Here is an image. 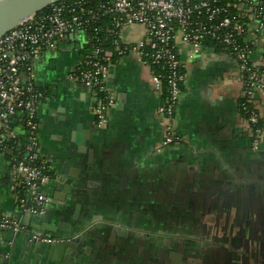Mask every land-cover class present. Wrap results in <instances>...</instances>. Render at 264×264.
<instances>
[{"label": "crops", "instance_id": "0c3cea01", "mask_svg": "<svg viewBox=\"0 0 264 264\" xmlns=\"http://www.w3.org/2000/svg\"><path fill=\"white\" fill-rule=\"evenodd\" d=\"M145 33L144 25L129 24L122 29L121 40L134 43ZM73 35L61 38L34 65L36 85L45 91L37 109V153L49 164V179L43 186L46 210L44 215L23 210L15 172L7 157L0 155V218L17 219L32 232L40 225L37 231L48 235L87 221L93 228L84 234L92 247L76 258V264H129V205L144 213L140 205L159 206L165 199L190 207L208 204L221 195L229 202L245 177L259 180L262 154L252 148L242 117L243 86L233 56L210 46L190 56L189 46H180L185 80L175 124L184 140L163 147L159 109L166 89L155 88L153 69L136 54L110 63L107 82L116 106L101 123L96 114L97 92L73 88L70 83L72 69L90 55L85 35ZM252 59L264 64V33ZM256 102L264 115V92L256 96ZM12 128L18 145H24L21 117ZM222 189L233 192L218 194ZM187 210L205 218L212 211ZM113 226L120 228V234H110ZM9 231H0V252ZM84 231L77 229L75 234ZM111 235L115 241L110 244L107 238ZM17 245L16 249L23 247ZM19 254L10 263L0 259V264L40 260L35 250Z\"/></svg>", "mask_w": 264, "mask_h": 264}, {"label": "built area", "instance_id": "2783aa9c", "mask_svg": "<svg viewBox=\"0 0 264 264\" xmlns=\"http://www.w3.org/2000/svg\"><path fill=\"white\" fill-rule=\"evenodd\" d=\"M47 8L0 38V155L7 157L25 190L19 197L23 210L43 214L48 201L43 186L49 179V166L37 153V108L44 93L36 85L34 65L43 52L55 48L69 34L83 33L89 45L90 55L72 69L71 76L97 92L100 122L104 123L116 106L107 82L113 56L136 54L145 65L163 70H153V83L157 90L166 89L163 111L167 115L166 140L170 141L185 80L180 46L186 44L190 56L210 46L235 58L243 86L242 117L252 132H260L256 125L263 116L256 96L264 92V64L252 59L264 33V4L259 0H107L100 9L112 15L105 32L114 35V49L102 47V30L96 25L99 8L88 6L85 0H62ZM136 23L145 26V37L124 43L122 29ZM92 27L93 32L88 33ZM20 117L26 132L23 146L12 142L16 139L12 124ZM20 227L11 217L0 218V231ZM34 237L52 240L37 233Z\"/></svg>", "mask_w": 264, "mask_h": 264}, {"label": "flooded vegetation", "instance_id": "af4514ba", "mask_svg": "<svg viewBox=\"0 0 264 264\" xmlns=\"http://www.w3.org/2000/svg\"><path fill=\"white\" fill-rule=\"evenodd\" d=\"M43 93L45 96L44 90ZM164 103L159 109L164 125L163 147L184 140L175 124L177 107L172 119L174 134L170 141L166 140ZM248 127L252 148L262 154L259 180L254 182L245 177L229 202L221 195L208 204L190 207L165 199L159 206L140 205L144 213L129 205V264H264V128H259L256 135L249 124ZM223 191L225 194L233 189L217 192ZM189 208L212 211L205 218L204 214L189 213ZM113 233L120 234V228L113 226L110 234ZM112 240L115 241L112 235L107 238L110 244Z\"/></svg>", "mask_w": 264, "mask_h": 264}, {"label": "water", "instance_id": "95a60500", "mask_svg": "<svg viewBox=\"0 0 264 264\" xmlns=\"http://www.w3.org/2000/svg\"><path fill=\"white\" fill-rule=\"evenodd\" d=\"M58 1L62 0H0V38L33 14ZM70 83L73 88L89 89L77 83L73 78H71ZM90 90L94 91L93 89ZM40 215H44V213ZM17 221L19 222V220ZM19 224L21 226L20 229H9V235L4 238L5 248L0 252V259L3 262H12L14 258L20 255L19 252L28 253L35 250L38 252V257H40V260L35 261V264L37 262V264H50V262L52 264H76V258L92 247L90 243H87L85 234H88L86 231H91L93 226L87 221L76 222L75 226L70 225L68 227L67 232L53 235L45 234L42 230L37 231L41 228L40 225L37 226V228L39 227L37 230L33 229L32 232L28 231L23 223L19 222ZM42 228L44 227L42 226ZM71 228L73 230H70ZM81 228H84L85 231L79 235L75 234L77 229ZM69 231L71 233L68 234ZM35 232L41 236L51 237L52 240L37 239L34 237ZM97 238L100 240L99 243H101V236ZM17 243H21L23 247L16 249ZM41 252H44L42 253L43 255H41ZM23 257L24 255H22ZM25 257L27 259L29 254H26ZM45 257H48V259L46 260Z\"/></svg>", "mask_w": 264, "mask_h": 264}, {"label": "trees", "instance_id": "16d2710c", "mask_svg": "<svg viewBox=\"0 0 264 264\" xmlns=\"http://www.w3.org/2000/svg\"><path fill=\"white\" fill-rule=\"evenodd\" d=\"M70 1H73V0H63V2H70ZM85 1L87 2L88 6L96 8V9L99 8V10H100V16L96 22V25L98 27H100L102 30L100 33L102 47L114 49V39H115L114 35H111V34H108L105 32V30H106L105 27L110 25L112 15L110 13H105V12H103V10L100 9L101 4L105 3L107 0H85ZM46 9H48V8H46ZM92 29H93V27L88 31V33L93 32ZM211 45H214V44L212 43ZM120 57L121 56H119L118 54H115V56H113V58H112V61H116ZM151 68L154 70L155 73L163 72L161 67L158 65H152ZM165 92H166V90H165ZM256 126L258 128H264V119H261ZM12 142L14 144L18 145L17 139H14ZM16 152L17 151L15 150V153ZM48 172H49V170H48ZM19 189H20L22 194H25V190L22 186H19Z\"/></svg>", "mask_w": 264, "mask_h": 264}, {"label": "rangeland", "instance_id": "374dc122", "mask_svg": "<svg viewBox=\"0 0 264 264\" xmlns=\"http://www.w3.org/2000/svg\"><path fill=\"white\" fill-rule=\"evenodd\" d=\"M255 264H257V263H255Z\"/></svg>", "mask_w": 264, "mask_h": 264}]
</instances>
